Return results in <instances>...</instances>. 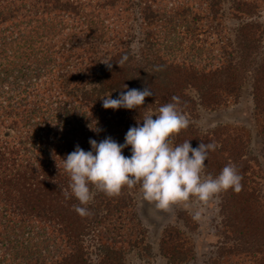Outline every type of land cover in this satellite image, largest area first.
Here are the masks:
<instances>
[{
	"label": "trees",
	"instance_id": "trees-1",
	"mask_svg": "<svg viewBox=\"0 0 264 264\" xmlns=\"http://www.w3.org/2000/svg\"><path fill=\"white\" fill-rule=\"evenodd\" d=\"M204 1L209 11L201 6V16L183 0H0V264H92L91 231L114 243L131 235L135 228L126 221L134 222L140 186L111 198L93 188L91 214L81 217L73 208L78 200L63 194L70 193V178L62 159L76 145L91 150L90 138L124 143L131 126L173 96L190 121L173 143L214 142L204 172L216 177L233 165L242 176L239 193H219L215 258L264 264L263 29L248 19L232 31L223 23L226 3L230 15L243 19L263 0ZM124 56L121 68L116 61ZM102 60H111V69ZM247 79L259 152H249L252 137L244 127L201 130L195 123L200 107L236 102ZM144 87L153 95L138 109L102 106L110 93L115 99ZM122 153L130 157V146ZM101 250L100 264H126L120 248ZM159 251L180 264L194 249L182 230L167 226Z\"/></svg>",
	"mask_w": 264,
	"mask_h": 264
},
{
	"label": "clouds",
	"instance_id": "clouds-1",
	"mask_svg": "<svg viewBox=\"0 0 264 264\" xmlns=\"http://www.w3.org/2000/svg\"><path fill=\"white\" fill-rule=\"evenodd\" d=\"M126 59L124 56L116 62L122 68ZM110 61L101 62L111 69ZM152 95L149 87L132 88L121 91L115 99L111 93L102 97V106L114 110L138 109L143 106L145 97ZM172 101L144 115L142 125L138 120L131 126L124 143H117L110 136L100 142L90 138L91 150L85 151L76 145L75 150L62 159L64 171L70 178V193L63 194L66 199L78 200L79 203L73 205L78 215L91 214L86 206L93 199V188L111 198L119 196L125 186L131 189L139 185L143 200L163 211L173 204L187 206L192 197L207 202L229 189L236 193L242 190V176L233 165L224 166L215 178L211 175L202 178L209 151L216 150L214 142L201 141L195 148L190 140L178 145L173 143V136L187 129L190 121L177 109L179 98L173 96ZM92 130L100 131L95 127ZM129 146L131 156L126 157L122 150ZM57 167L59 169L58 164Z\"/></svg>",
	"mask_w": 264,
	"mask_h": 264
},
{
	"label": "rangeland",
	"instance_id": "rangeland-1",
	"mask_svg": "<svg viewBox=\"0 0 264 264\" xmlns=\"http://www.w3.org/2000/svg\"><path fill=\"white\" fill-rule=\"evenodd\" d=\"M183 1L193 6L201 16L205 12L200 9L201 6L208 7L209 11V6H206L204 0ZM260 3L261 7L256 13L243 19L230 15L228 11L229 4L226 3L223 23L232 31L245 19L258 22L263 29L262 42L264 43V0ZM206 21L207 19H200L199 23H205ZM155 118L153 116V119ZM195 123L201 130L210 129L219 124H233L244 127L252 137L249 152H259L261 148V140L257 134L256 118L253 112L251 81L249 79L246 80L236 102L215 110L200 107ZM201 175L202 178L208 176L204 171ZM133 196L136 216L134 222L126 221L127 226L132 225L135 228L132 227L134 230L131 235H126L130 241L125 240L127 237L124 235L114 243L113 240L104 237L103 233L100 232L99 234L96 230L95 232L91 231L88 244L89 258L92 264H100L101 247L103 249L104 245H113L120 248L126 264H170L159 251V240L164 228L167 226H175L177 229L182 230L193 244V257L180 264H220V260L217 257L215 258L217 242L221 235L220 194L215 195L207 202L192 197L187 202V206L182 203L173 204L167 211L157 210L156 208L153 210L152 207L155 206L143 200L140 188L133 193ZM152 210L153 213H156L155 216L152 215ZM137 221H139V224H137ZM141 236L142 242L136 243L135 240Z\"/></svg>",
	"mask_w": 264,
	"mask_h": 264
},
{
	"label": "crops",
	"instance_id": "crops-1",
	"mask_svg": "<svg viewBox=\"0 0 264 264\" xmlns=\"http://www.w3.org/2000/svg\"><path fill=\"white\" fill-rule=\"evenodd\" d=\"M154 208H155V207H152V209H153V210H154ZM153 210H152V215H154V216H155V214H156V213H153V212H154Z\"/></svg>",
	"mask_w": 264,
	"mask_h": 264
}]
</instances>
